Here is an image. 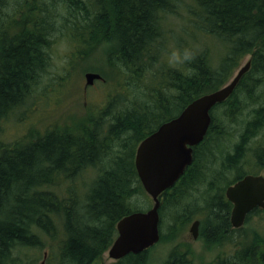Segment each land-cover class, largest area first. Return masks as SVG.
<instances>
[{"label":"trees","instance_id":"16d2710c","mask_svg":"<svg viewBox=\"0 0 264 264\" xmlns=\"http://www.w3.org/2000/svg\"><path fill=\"white\" fill-rule=\"evenodd\" d=\"M8 2L0 0V9ZM10 7V14L0 18V129L33 96L56 31L77 58L107 43L110 70L101 74L102 81L111 77L115 85H127L128 93L116 91L77 132L56 128L11 145L0 141V264H19L23 248L42 247L41 234L53 236L60 225L56 264H92L116 236V222L140 210L133 202L143 192L134 165L137 144L191 100L223 85L248 53L249 69L229 97L213 107L191 164L161 193L159 229L163 211L173 218L167 233L189 220V211H175L197 199L188 193L193 185L196 190L212 176L223 178L217 162L222 169L235 168L227 185L252 173L241 163L248 158L249 140L264 128V0H11ZM170 15L186 21L191 44L168 62L162 52ZM206 36L225 46L215 61L204 47ZM244 107L247 117L230 141L229 129ZM252 154L256 165L264 166V143L257 141ZM207 183L211 189L212 180ZM60 184L62 194L54 190ZM230 208L223 194L214 196L206 217L208 239L227 240L230 230L238 229L230 225ZM240 242L208 264H264L263 237L254 234ZM147 249L113 264H145ZM162 264H191V258L177 247Z\"/></svg>","mask_w":264,"mask_h":264},{"label":"rangeland","instance_id":"374dc122","mask_svg":"<svg viewBox=\"0 0 264 264\" xmlns=\"http://www.w3.org/2000/svg\"><path fill=\"white\" fill-rule=\"evenodd\" d=\"M10 3L11 0H9L4 8L2 7L0 9V18L10 14ZM170 18L172 19L173 17ZM170 18H168V25H166L171 26L170 28L173 31L170 29L169 33L165 36L164 49H166V51L162 52L164 53V60L168 62L173 61L175 56L174 52L186 50V47L191 43L190 31L187 30V27L185 30L183 29L186 25V21L179 20L178 18H173V20H171ZM15 27V25L9 27L7 32L11 33L14 31ZM52 38L53 42L50 48V60L47 69L42 73L39 79V84L35 86L32 91L33 96L31 99H27L23 105L17 108L2 122L0 139L3 142L6 141V143H9L17 139L27 140L30 136L33 138L40 133H46L56 128L69 129L72 133L77 132L81 129L80 126L82 124L88 126L90 123L89 116L95 115L96 111L99 112L102 106L105 105L106 100H108L110 96H113L116 91L128 93L127 85H115V80L111 77L108 79L110 81L109 83L97 79L92 85L85 87V72H98L102 74L103 77L107 74V72H105L109 69L105 61L107 43L100 45L96 50L90 52L87 57L77 58L74 56L75 52L73 53L74 47L72 48L71 43L67 39L61 37L59 31H56L52 35ZM204 42V47L207 48L210 53L215 54H213L214 61L218 58L217 56L225 50L223 43L210 36H206ZM249 57L250 53L244 55L234 68L230 77ZM247 110L248 107H244L237 118V122L232 123L229 129L232 139L230 141L237 139L238 127L242 124L243 119L247 117ZM212 111H214L213 107L210 112ZM107 117L109 120L110 116ZM257 141L264 143V128L258 132L257 136L249 140L247 147L250 149L247 150L246 154L248 158L241 164H243L242 167H244L245 172H259L264 174V166L258 167L253 160L252 149ZM228 147H230V145ZM230 148L227 149L230 150ZM215 165L217 172H221L220 175L223 178L216 179L215 176H208L210 178L199 183L197 186L198 189L196 190H194L196 184L193 185V188H191L188 193L196 196L197 199L192 202H188V200H186L187 202L184 201L175 211V213L179 211H181L180 213L184 211L188 213L189 211L191 217L182 224H178V227L172 234L167 233L173 221L170 214L171 212L163 211L160 221V235L162 234V236L154 245L147 249L145 264H162L170 250L176 249L177 247L189 253L191 264H208L219 255L222 256L223 254L233 252L237 248H235V246L239 244L242 238L247 240L254 234L264 238V211L263 209H256L257 211L250 214L242 227L230 230L231 232L228 233L229 237L227 240L220 241L208 239L206 217L209 212V205L216 194H223L224 198L227 200L223 188H225L236 176L234 173L235 168L234 170L229 167L222 169L220 162H217ZM87 173L88 172H85L86 175ZM90 175H92V173L88 174V176ZM210 180H212L211 189L208 188L207 183V181ZM63 187L64 186L61 184L55 185L54 190L62 194ZM174 191L175 189L170 192ZM133 202L139 205V207L135 208L140 210H146L152 203L150 196L144 189L143 192L135 194ZM195 219L199 220L198 235L193 238L189 232V227ZM62 233L60 225L53 236L42 234L41 241L43 246L23 248L21 250L22 252L19 253L22 259L19 264H26L30 259H33L34 264H41L42 261L44 264H56L57 257L54 256V247L56 246V241L60 240L59 238ZM45 251L47 254H45ZM116 261L117 260L108 256L106 249L92 264H113Z\"/></svg>","mask_w":264,"mask_h":264},{"label":"water","instance_id":"95a60500","mask_svg":"<svg viewBox=\"0 0 264 264\" xmlns=\"http://www.w3.org/2000/svg\"><path fill=\"white\" fill-rule=\"evenodd\" d=\"M249 66L250 60H246L226 83L191 100L177 115L161 122L137 144L136 173L152 203L146 210L132 211L116 222V236L107 249L110 258L117 260L129 253H139L158 241L159 195L191 164L193 147L203 140L211 123V108L232 93ZM101 78L98 72H85V87ZM224 194L232 204L230 225L239 228L250 211L264 208V176L245 174L226 186ZM198 224L199 220L195 219L189 227L193 238L198 235Z\"/></svg>","mask_w":264,"mask_h":264},{"label":"bare ground","instance_id":"6f19581e","mask_svg":"<svg viewBox=\"0 0 264 264\" xmlns=\"http://www.w3.org/2000/svg\"><path fill=\"white\" fill-rule=\"evenodd\" d=\"M171 16V15H170ZM168 17H169V15H168ZM172 17V16H171ZM167 19V18H166ZM171 19V18H170ZM171 20H173V18L171 19ZM167 21V20H166ZM169 21V20H168ZM174 22V21H173ZM167 24V23H166ZM170 24V23H169ZM174 24V23H173ZM162 25V24H161ZM168 25V24H167ZM166 25V26H167ZM182 25V24H181ZM163 26H164V24H163ZM167 28V27H166ZM165 28V29H166ZM174 28V27H173ZM164 29V28H163ZM172 30V29H171ZM173 31V30H172ZM163 34V33H162ZM168 34V33H167ZM166 34V35H167ZM174 34V33H173ZM169 37V36H168ZM198 42V41H197ZM177 43V42H176ZM190 43V42H189ZM187 44H188V42H187ZM191 44V43H190ZM193 44H195V43H193ZM198 44V43H197ZM200 44V43H199ZM196 45V44H195ZM201 45V44H200ZM203 46V45H202ZM192 47V46H191ZM194 47V46H193ZM199 47V46H198ZM201 47V46H200ZM185 49V48H184ZM168 51V50H167ZM177 51V50H176ZM163 55V54H162ZM169 55V54H168ZM159 56H160V54H159ZM251 57V56H250ZM159 59V58H158ZM165 61V60H164ZM148 62V61H147ZM160 65V64H159ZM148 74V73H147ZM146 76V75H145ZM156 77H158V76H156ZM144 78V77H143ZM145 80H143V82H144ZM145 83V82H144ZM134 87H137V86H134ZM150 87V86H149ZM157 89H159V87L157 88ZM142 90V89H141ZM166 92V91H165ZM134 93V92H133ZM167 93V92H166ZM135 97V96H134ZM147 97V96H146ZM149 97V96H148ZM127 99V98H126ZM131 99V98H130ZM135 99V98H134ZM133 100V99H132ZM128 101H129V99H128ZM134 101V100H133ZM135 102V101H134ZM147 102V101H146ZM150 102V101H149ZM125 104V103H124ZM119 105V104H118ZM125 106L127 107V104H125ZM130 106V105H129ZM135 106V105H134ZM118 107V106H117ZM131 107V106H130ZM119 109V108H118ZM117 109V110H118ZM122 109V108H121ZM115 112V111H114ZM113 115V114H112ZM105 121H106V119H105ZM230 125V124H229ZM239 128V127H238ZM238 130V129H237ZM239 131V130H238ZM240 132V131H239ZM72 134V133H71ZM79 134V133H78ZM99 137V136H98ZM100 138V137H99ZM0 141H1V139H0ZM3 142V141H2ZM6 142V141H5ZM8 142V141H7ZM12 142V141H11ZM10 143V142H9ZM3 145H4V142H3ZM9 145H11V143L9 144ZM5 146H8V145H5ZM105 150V149H104ZM107 151V150H106ZM107 164V163H106ZM50 189V188H49ZM228 229V228H227ZM38 233V232H37ZM42 235V234H41ZM237 235V234H236ZM237 239V238H236ZM243 239V238H242ZM232 241V240H231ZM230 241V242H231ZM240 241V240H239ZM49 242V241H48ZM241 243V242H240ZM234 244V243H233ZM236 244H237V242H236ZM50 245V244H49ZM16 246V245H15ZM155 247V246H154ZM20 248V247H19ZM34 248V247H33ZM48 248V247H47ZM47 251V250H46ZM45 251V252H46ZM14 252H15V250H14ZM22 252V251H21ZM17 253V252H16ZM52 253V252H51ZM55 253V252H54ZM45 254H47V252L45 253ZM51 255V254H50ZM57 255V254H56ZM220 256V255H219ZM218 256V257H219ZM33 258V257H32ZM35 258V257H34ZM31 260V259H30ZM63 260V259H62ZM17 261V260H16ZM45 261V260H44ZM57 261V260H56ZM16 263H18V261L16 262ZM29 263V262H28ZM52 264V263H51Z\"/></svg>","mask_w":264,"mask_h":264},{"label":"flooded vegetation","instance_id":"af4514ba","mask_svg":"<svg viewBox=\"0 0 264 264\" xmlns=\"http://www.w3.org/2000/svg\"><path fill=\"white\" fill-rule=\"evenodd\" d=\"M252 174H259V172H254V173L252 172ZM260 174H261V173H260ZM262 175L264 176V174H262ZM254 209H255V208H254Z\"/></svg>","mask_w":264,"mask_h":264}]
</instances>
